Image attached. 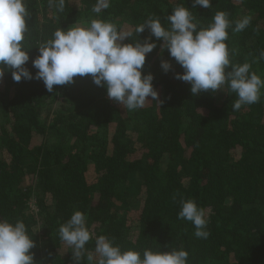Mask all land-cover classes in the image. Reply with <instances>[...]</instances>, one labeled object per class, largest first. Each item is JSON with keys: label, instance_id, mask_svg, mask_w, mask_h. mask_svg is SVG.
Wrapping results in <instances>:
<instances>
[{"label": "trees", "instance_id": "obj_1", "mask_svg": "<svg viewBox=\"0 0 264 264\" xmlns=\"http://www.w3.org/2000/svg\"><path fill=\"white\" fill-rule=\"evenodd\" d=\"M24 2L29 14L21 44L33 76L39 47L57 29L99 19L132 32L122 43H143L151 33H137V26L151 17L170 30L168 16L182 6L198 30L226 13L231 66L248 63L264 80V0H210L209 8H193V0H109L98 14L92 11L97 0H64L63 11L49 0ZM246 17L249 25L234 32ZM151 40L156 47L142 72L153 75L160 104L149 96L133 111L109 99L90 74L48 92L42 80L14 81L5 66L0 221L25 223L35 241L34 264H76L59 236L75 211L84 213L92 233L81 264L89 252L95 255L100 235L141 258L145 250L183 249L187 264H264V87L257 103L239 110L227 83L194 95L189 82L176 79L184 69L163 49V39ZM186 200L205 210L207 238H197L193 223L178 218Z\"/></svg>", "mask_w": 264, "mask_h": 264}, {"label": "clouds", "instance_id": "obj_2", "mask_svg": "<svg viewBox=\"0 0 264 264\" xmlns=\"http://www.w3.org/2000/svg\"><path fill=\"white\" fill-rule=\"evenodd\" d=\"M49 5L64 10V0H49ZM197 6L209 8L210 0H193V8ZM108 7L109 0H97L92 11L98 14ZM28 14L24 0H0V80L6 66L12 70L14 81L42 80L47 91L52 92L54 85L73 83L75 77L90 74L97 86L106 87L109 99L128 111L143 108L149 96L160 104L153 75L142 72L146 55L156 47L151 40L154 36L163 39V49H167L184 69L183 73L176 74V79L189 82L194 95L208 90L215 92L227 83L230 91L238 96L233 103L234 110L260 99L264 80L256 73H250L248 63L231 66L229 48L225 43L230 21L224 12H217L212 24L198 30L190 9L178 6L168 16L170 30L159 19L149 17L135 31L143 33L148 29L151 35L143 43L134 44L122 43L132 36V32L118 31L114 24L99 19H93L88 26L57 29L53 38L39 47V55L32 61L38 70L35 76L25 67L30 57L21 44L27 32ZM249 23L247 17L238 20L233 31H242ZM260 56L264 58V52ZM230 66L231 70L226 73ZM161 67L167 72L172 64L162 61ZM178 218L193 223L197 238L209 235L205 230L208 223L206 212L195 201H181ZM59 236L71 247L76 264H81L85 245L92 238L84 213L75 211L59 227ZM34 246L35 241L27 234L23 221L15 224L0 221V264H34V255L30 252ZM94 251L95 255L87 254V264H187L189 256L183 249L168 252L145 250L141 258L138 251H122L104 235L96 237Z\"/></svg>", "mask_w": 264, "mask_h": 264}]
</instances>
